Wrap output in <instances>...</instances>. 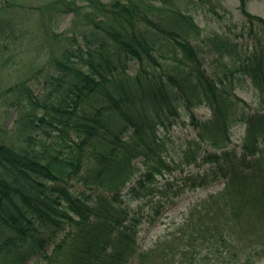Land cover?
Returning <instances> with one entry per match:
<instances>
[{"label": "trees", "instance_id": "obj_1", "mask_svg": "<svg viewBox=\"0 0 264 264\" xmlns=\"http://www.w3.org/2000/svg\"><path fill=\"white\" fill-rule=\"evenodd\" d=\"M240 1L249 41L225 32L209 38L222 77L204 65L191 14L161 8L171 13L164 26L146 0H54L53 8L84 28L55 33L60 55L40 70L39 83L11 88L24 143L0 132V264H128L143 222L129 201L160 195L158 177L172 169L165 137L181 107L203 104L212 115L197 126L210 149L197 144L194 161L209 168L188 179L194 187L224 186L190 207L167 246L160 242L161 264L264 257L257 235L264 224V16ZM12 32L0 22V34ZM240 78L259 91V108L236 93ZM236 124L246 126L240 147L231 146ZM54 131L68 156L52 152L57 141L37 137ZM74 176L83 189L63 182ZM151 261L149 251L140 253L138 264Z\"/></svg>", "mask_w": 264, "mask_h": 264}, {"label": "rangeland", "instance_id": "obj_2", "mask_svg": "<svg viewBox=\"0 0 264 264\" xmlns=\"http://www.w3.org/2000/svg\"><path fill=\"white\" fill-rule=\"evenodd\" d=\"M53 2L54 0H0V22L5 21V24L13 27V32L7 33V36L0 34V132L3 131L8 136L2 133L5 137L15 139L18 143H24V135L19 121L20 113L15 108L18 104L14 101V92L11 88L22 80L34 82V87L39 83L40 70L44 74L53 57L60 55L61 42L60 39L55 38V33H63L68 29L79 32L84 28L83 20L75 18L72 13L62 14L61 10L53 8ZM146 2L152 7L151 17L164 26L170 24L171 13L162 12L161 8L168 7L192 14L199 27L193 42L199 47L204 65L211 74L216 72L222 77L226 74L224 63L209 42L213 34L225 32L240 43L245 44L249 41L246 35L247 21L240 0H178L172 3L168 0H146ZM246 8L253 14L264 16V0H248ZM59 12L62 15L57 18ZM3 41L8 44L10 50H3ZM235 91L251 108L260 107L259 91L249 78H240ZM211 115V109L206 105L193 107L191 111L181 107L180 116L176 118L165 137L166 146L163 155L172 163L170 166L172 169L165 172L166 178L158 177V185L162 192L147 201H129L131 208L141 215L143 222L136 252L129 259L128 264H138V256L142 251L151 253L152 264H161L163 258L158 256L160 242L167 246L164 240L178 230L190 207L223 188V181L194 187L192 180L188 179V175L209 168L208 164H197L194 158L200 147L210 149L199 137L197 122L206 120ZM245 131L246 126L243 124H236L229 130L232 147L241 146ZM52 133L54 134L48 139L42 133L37 137L46 143L57 141L53 143L54 146L51 145L52 152L56 153L57 149H63V155L68 156L70 148L64 147L61 141L56 140L58 131ZM197 144L200 147L197 148ZM38 147H41V144ZM135 163L142 165L141 158L135 160ZM66 181V185L74 184L77 188H84L83 184L78 182L77 176L72 180L66 178L63 182ZM257 235L262 238L261 242L264 244V224L260 231L257 230ZM262 250L264 251V246ZM252 257L256 258L253 255ZM243 261H247L246 258ZM34 263L35 259L29 260V264ZM210 263L208 259L205 260V264ZM254 264H264V257H259L258 260L256 258Z\"/></svg>", "mask_w": 264, "mask_h": 264}]
</instances>
